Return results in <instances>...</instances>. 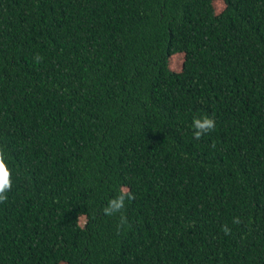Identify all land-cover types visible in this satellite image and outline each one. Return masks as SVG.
I'll return each mask as SVG.
<instances>
[{
	"label": "trees",
	"instance_id": "16d2710c",
	"mask_svg": "<svg viewBox=\"0 0 264 264\" xmlns=\"http://www.w3.org/2000/svg\"><path fill=\"white\" fill-rule=\"evenodd\" d=\"M0 150V264H264V0H0Z\"/></svg>",
	"mask_w": 264,
	"mask_h": 264
},
{
	"label": "clouds",
	"instance_id": "9594fccd",
	"mask_svg": "<svg viewBox=\"0 0 264 264\" xmlns=\"http://www.w3.org/2000/svg\"><path fill=\"white\" fill-rule=\"evenodd\" d=\"M34 60L39 63L42 57L39 55L34 57ZM215 120L207 115L195 117L192 121L193 128V138L195 140H200L202 136L214 130ZM11 171L5 160V154L0 150V203L7 200V192L11 190ZM135 197L132 195L126 187H122L119 194L114 198L108 200L107 205L101 210L104 216H113L118 213H122L125 207V200H133ZM121 225L126 223V217L121 215ZM233 224H240L241 220L239 217H234ZM119 228V226H118ZM221 230L225 235L230 234L231 229L227 225H223Z\"/></svg>",
	"mask_w": 264,
	"mask_h": 264
},
{
	"label": "rangeland",
	"instance_id": "374dc122",
	"mask_svg": "<svg viewBox=\"0 0 264 264\" xmlns=\"http://www.w3.org/2000/svg\"><path fill=\"white\" fill-rule=\"evenodd\" d=\"M179 61H180V59H179L178 57H174V58L171 60V66H172V65H176V64H178Z\"/></svg>",
	"mask_w": 264,
	"mask_h": 264
}]
</instances>
